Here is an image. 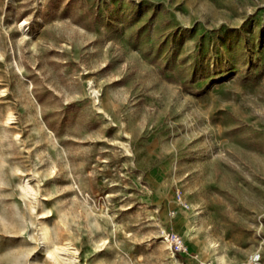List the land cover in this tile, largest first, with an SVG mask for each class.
I'll use <instances>...</instances> for the list:
<instances>
[{
    "label": "rangeland",
    "instance_id": "obj_1",
    "mask_svg": "<svg viewBox=\"0 0 264 264\" xmlns=\"http://www.w3.org/2000/svg\"><path fill=\"white\" fill-rule=\"evenodd\" d=\"M0 264H264V0H0Z\"/></svg>",
    "mask_w": 264,
    "mask_h": 264
},
{
    "label": "bare ground",
    "instance_id": "obj_2",
    "mask_svg": "<svg viewBox=\"0 0 264 264\" xmlns=\"http://www.w3.org/2000/svg\"><path fill=\"white\" fill-rule=\"evenodd\" d=\"M47 236H48V230H47V228L45 227V229H44V237L45 238H47ZM48 242H47V250H48V252L50 253V254H52V255H55L56 254V252H55V245H54V243H52L50 240H47Z\"/></svg>",
    "mask_w": 264,
    "mask_h": 264
},
{
    "label": "built area",
    "instance_id": "obj_3",
    "mask_svg": "<svg viewBox=\"0 0 264 264\" xmlns=\"http://www.w3.org/2000/svg\"><path fill=\"white\" fill-rule=\"evenodd\" d=\"M178 241V240H177Z\"/></svg>",
    "mask_w": 264,
    "mask_h": 264
}]
</instances>
